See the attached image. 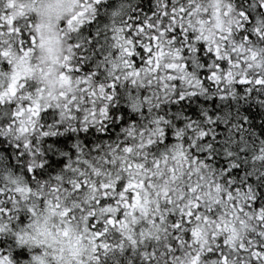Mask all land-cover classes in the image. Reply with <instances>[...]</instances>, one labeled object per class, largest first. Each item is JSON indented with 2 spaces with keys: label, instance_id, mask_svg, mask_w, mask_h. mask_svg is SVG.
<instances>
[{
  "label": "snow or ice",
  "instance_id": "1",
  "mask_svg": "<svg viewBox=\"0 0 264 264\" xmlns=\"http://www.w3.org/2000/svg\"><path fill=\"white\" fill-rule=\"evenodd\" d=\"M0 264H264V0H0Z\"/></svg>",
  "mask_w": 264,
  "mask_h": 264
}]
</instances>
